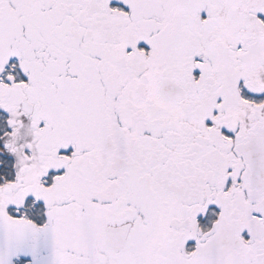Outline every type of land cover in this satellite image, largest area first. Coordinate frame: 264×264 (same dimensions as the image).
<instances>
[{"label": "snow or ice", "instance_id": "snow-or-ice-1", "mask_svg": "<svg viewBox=\"0 0 264 264\" xmlns=\"http://www.w3.org/2000/svg\"><path fill=\"white\" fill-rule=\"evenodd\" d=\"M0 264H264V0H0Z\"/></svg>", "mask_w": 264, "mask_h": 264}]
</instances>
